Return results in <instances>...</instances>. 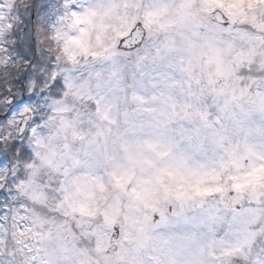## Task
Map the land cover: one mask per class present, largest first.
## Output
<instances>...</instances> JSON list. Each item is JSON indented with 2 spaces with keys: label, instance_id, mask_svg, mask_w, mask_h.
Returning <instances> with one entry per match:
<instances>
[{
  "label": "snow or ice",
  "instance_id": "obj_1",
  "mask_svg": "<svg viewBox=\"0 0 264 264\" xmlns=\"http://www.w3.org/2000/svg\"><path fill=\"white\" fill-rule=\"evenodd\" d=\"M0 264H264V0H0Z\"/></svg>",
  "mask_w": 264,
  "mask_h": 264
}]
</instances>
